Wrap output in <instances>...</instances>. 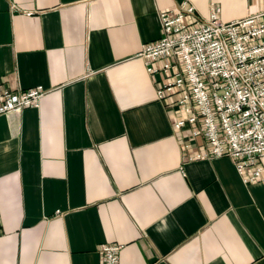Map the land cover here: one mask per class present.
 I'll return each mask as SVG.
<instances>
[{
	"label": "crops",
	"instance_id": "crops-1",
	"mask_svg": "<svg viewBox=\"0 0 264 264\" xmlns=\"http://www.w3.org/2000/svg\"><path fill=\"white\" fill-rule=\"evenodd\" d=\"M183 1L225 21L264 0H0V81L43 86L39 107L0 114V264H264V173L172 122L138 56ZM264 164V158H263Z\"/></svg>",
	"mask_w": 264,
	"mask_h": 264
},
{
	"label": "built area",
	"instance_id": "built-area-1",
	"mask_svg": "<svg viewBox=\"0 0 264 264\" xmlns=\"http://www.w3.org/2000/svg\"><path fill=\"white\" fill-rule=\"evenodd\" d=\"M187 1L160 11L162 35L142 45L148 72L160 75L156 95L186 146L207 147L188 159L228 156L249 184L264 173V9L225 21L212 6L207 17ZM41 86L11 89L0 81V114L39 107ZM119 243H102L99 264H120Z\"/></svg>",
	"mask_w": 264,
	"mask_h": 264
}]
</instances>
